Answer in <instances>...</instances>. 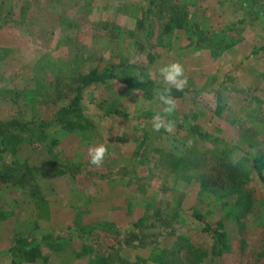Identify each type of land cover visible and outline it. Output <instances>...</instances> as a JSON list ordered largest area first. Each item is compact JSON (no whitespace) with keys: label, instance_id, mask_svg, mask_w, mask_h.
Segmentation results:
<instances>
[{"label":"rangeland","instance_id":"1","mask_svg":"<svg viewBox=\"0 0 264 264\" xmlns=\"http://www.w3.org/2000/svg\"><path fill=\"white\" fill-rule=\"evenodd\" d=\"M185 19L211 30L188 39ZM172 63L182 90L160 72ZM117 64L142 68L145 86L89 85L84 97L107 109L88 131L52 148V128L0 151L8 171L36 167L10 177L12 193L0 182V264H178L181 246L208 251L218 228L231 251L212 264H264V0H0V143L13 122L49 119L91 71ZM156 116L171 131H155ZM99 144L108 154L96 167L88 149ZM22 237L41 256L16 253Z\"/></svg>","mask_w":264,"mask_h":264},{"label":"trees","instance_id":"2","mask_svg":"<svg viewBox=\"0 0 264 264\" xmlns=\"http://www.w3.org/2000/svg\"><path fill=\"white\" fill-rule=\"evenodd\" d=\"M242 1V0H239ZM190 17V16H189ZM188 17V18H189ZM187 19V18H186ZM185 19V20H186ZM177 21L180 22V18H176ZM186 20L185 27H187V30L184 32V35H186V38L191 39L192 35L197 34H204L210 32L211 28L210 26H205V22L198 21L193 24V21ZM177 25V24H176ZM166 30H177V27L175 25H167ZM189 31V32H188ZM189 35H188V34ZM146 72L143 71L142 68H138L137 65H134V67L129 66L128 64H120L116 69L114 70H106V71H99L98 69L95 71H91L87 76H85L82 80L81 85H79L76 89V87L73 89L71 88V92L74 94L68 99L67 102L63 103L59 107H57L53 114L50 116L49 119H42V120H22L18 122H13L11 125V129L9 131L3 132L4 137L2 138V142L0 143L2 146L0 147L1 152H7L8 147L10 148V145H13V148L15 149V146L19 144V142H23L25 139V135L27 137H34V133L39 134L43 133L46 134L48 131L52 130V128L55 131L54 135H46L45 139L48 138V143H50V147H55L58 144L62 143V140L65 139L66 134L68 133H78V132H86L89 130L90 126L94 123V119L100 118V113L102 110L106 111V104L101 101V103H97L94 98H87L84 97L83 93L88 86L95 84H106L109 80L113 81H119L123 83L125 86L131 85L135 83L138 88L143 89L142 84L136 83L135 81H140V78L146 77ZM141 86V87H140ZM64 97L58 99L59 101L64 100ZM89 103V104H88ZM98 104V107L96 106ZM92 108H97L99 112H95V114L91 110ZM257 110V109H256ZM258 111L255 112L257 114ZM199 131V130H198ZM26 137V138H27ZM44 139V140H45ZM18 143V144H16ZM233 149H238L236 146H233ZM231 148V150H233ZM229 150V151H231ZM143 151H146L145 149ZM236 153V152H235ZM235 155V154H234ZM143 158V157H141ZM140 158V159H141ZM248 158L245 157V161H247ZM237 161V160H236ZM241 161V160H240ZM231 165H233V162ZM242 163V162H241ZM239 163L236 165L235 169H232L234 172V175L241 174L240 166L242 164ZM2 162L0 161V182L4 184V187L7 188V193H12L14 190L13 183L10 182V177H15L17 182L21 180L24 177H33L34 170L36 171V167L28 166L27 164L23 167L27 166V172L28 175H23L21 173L22 166L17 167L15 166L13 169L8 171V167H2ZM55 165V163H54ZM39 170V168H37ZM62 172V171H61ZM232 172V173H233ZM15 173V174H13ZM231 173V174H232ZM230 174V175H231ZM225 175H228L225 174ZM264 180V175L261 176ZM17 184V183H16ZM264 197V196H263ZM231 202L227 201L223 205H229ZM48 216L46 213L41 214ZM96 223V222H95ZM96 226H99L101 228V233L104 231L109 232L111 229V222L108 220L101 221L100 224H96ZM221 226L222 223H221ZM92 231L93 228H95L94 223L92 222L91 227H89ZM221 228V227H220ZM76 230V233L79 235H83L84 231L79 228H77L76 222L74 226H70L69 230ZM91 231H87L86 233H90ZM94 231H98L97 228L94 229ZM212 235V241L211 243V249L206 251L204 249H196V248H185V245L180 247V251L185 250V258L184 261L181 262V260L177 259L178 264H195L193 262V255L197 258V263L202 264L203 262H206L211 257V260L208 264H212V261L215 259V257L218 258H225L227 255V251H231V244H230V238L228 236V233L226 231H221L219 228L215 229L213 232H210ZM46 239L49 240L51 238V235L46 234ZM18 243L16 246H13L16 253L21 254L24 258H27L28 260H32L31 258H37L38 256H41V252L39 250L38 244H35V240H28L26 237H22L19 240L17 239ZM53 243V242H52ZM51 244V243H50ZM185 248V249H183ZM228 252V253H229ZM212 253V254H209ZM209 255H211L209 257Z\"/></svg>","mask_w":264,"mask_h":264},{"label":"clouds","instance_id":"3","mask_svg":"<svg viewBox=\"0 0 264 264\" xmlns=\"http://www.w3.org/2000/svg\"><path fill=\"white\" fill-rule=\"evenodd\" d=\"M161 74L164 77V81L166 84L174 85L177 90H182L185 83L186 78L184 77V68L180 63H172L170 65H166L161 67L160 69ZM165 91H170L169 89H166ZM161 99L167 107L164 109L166 113L171 114L175 107V101L171 98L170 95L168 96H161ZM162 127H166L168 131H171L172 125L168 124L165 126L164 122L159 118V116H156L153 118V129L155 131H159ZM108 154V148L104 144H99L94 147H90L88 149V155H89V162L91 165H94L96 167H100L106 155Z\"/></svg>","mask_w":264,"mask_h":264}]
</instances>
